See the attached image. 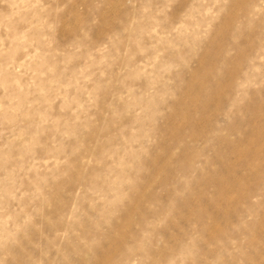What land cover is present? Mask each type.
<instances>
[{
	"label": "rangeland",
	"instance_id": "rangeland-1",
	"mask_svg": "<svg viewBox=\"0 0 264 264\" xmlns=\"http://www.w3.org/2000/svg\"><path fill=\"white\" fill-rule=\"evenodd\" d=\"M0 264H264V0H0Z\"/></svg>",
	"mask_w": 264,
	"mask_h": 264
}]
</instances>
